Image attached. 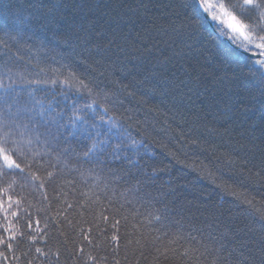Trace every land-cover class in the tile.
<instances>
[{
    "label": "trees",
    "instance_id": "obj_1",
    "mask_svg": "<svg viewBox=\"0 0 264 264\" xmlns=\"http://www.w3.org/2000/svg\"><path fill=\"white\" fill-rule=\"evenodd\" d=\"M51 2L66 3L65 12L75 11L74 19L87 13L103 26L102 40L93 35L81 45L91 58L69 64L62 56L69 44L80 42L67 35L50 43L45 35L51 33L35 28L37 35L29 32L30 39L0 45V75L11 68L34 76L43 68L41 76L64 79L70 69L108 91L114 102L109 114L133 137L141 138L138 129L146 133L153 155L150 178L140 176L139 185L129 184L124 164H111L112 171H86L90 165L81 169L73 159L44 188L19 181L9 188L8 181L0 180V203L8 209L7 219L0 210V236L7 239L4 228L9 225L16 232V259L0 245L9 256L0 264H240L249 252L238 240H255V249L262 235L256 210L264 211V179L256 173L264 176V97L244 77L249 67L259 69L252 62L264 57L248 56L226 42L200 10L194 16L186 7L191 0ZM48 3L0 0V13L5 4L28 8ZM76 5L88 7L82 12ZM237 14L248 15L238 9ZM10 23L0 14V39H8L4 33L11 31ZM98 43L108 46L103 59L95 52ZM233 49L248 63H238ZM249 51L260 52L254 46ZM37 95L45 102L51 99V92ZM79 103L90 100L84 95ZM130 186L139 192L130 193ZM254 255L259 264V253Z\"/></svg>",
    "mask_w": 264,
    "mask_h": 264
},
{
    "label": "snow or ice",
    "instance_id": "obj_2",
    "mask_svg": "<svg viewBox=\"0 0 264 264\" xmlns=\"http://www.w3.org/2000/svg\"><path fill=\"white\" fill-rule=\"evenodd\" d=\"M85 7L88 6L76 5L74 9L79 8L83 12ZM186 7L192 9L194 16H199L197 10H200L210 17L211 21L215 22L219 34L236 44L237 48L247 52L254 46L260 50L261 56H264V0H240L235 4L226 3L225 0H191ZM66 8H68L66 3L57 4L52 3L51 0L48 4L29 5L28 8L23 5L5 4L0 14L11 21L7 25L11 31H5L4 35L8 39H0V45L8 48V40L19 43L20 38L30 39L31 36L37 35L36 31H32L35 28L45 34L51 33L50 37L45 35L50 43L58 37L71 35L80 43L69 44L62 59L71 64L76 62V58H80L79 62L86 64L92 52L81 48V45L87 43L93 35L102 40L103 26L95 17H89L87 13L79 20L74 19L75 11L66 13ZM237 9L240 13L248 15L241 17L237 14ZM25 12L27 15H24ZM246 19L254 23H246ZM29 32L31 36L28 35ZM112 43L113 41H109L108 46ZM108 46L102 48L99 43L96 45L95 52L101 59L104 58ZM86 51L87 57L84 56ZM232 54L238 63L241 61L248 63V57L243 56L239 51L233 49ZM94 62L99 63V61ZM252 63L259 65V69L249 67L244 79L250 78L252 88L264 97V59H257ZM61 67L67 68L68 65ZM44 72L45 69L40 68L34 76L31 74L26 76L23 72L13 73L12 69L8 68L0 75V180L8 181L9 188L18 181L22 186L33 184L44 188L46 183L57 178L61 165L67 167V162L73 159L81 169L85 164L90 165L91 167L86 171L109 167L111 164H124L127 170L121 169V171H125L128 177L125 183L129 184L134 181L139 185L140 176L150 178L147 169L151 167L149 161L153 159V155L149 152V144L143 138L146 133H141L138 129L137 136L141 138L133 137L128 127L109 114L114 106L110 93L99 85H90L70 69L64 79H59L55 75L45 78L41 76ZM58 86L59 92L56 91ZM38 92H51V99L45 102L37 95ZM84 95L88 97L90 103H79ZM58 96L62 99H57ZM261 127L264 129V121H261ZM132 169L136 171L133 172ZM109 170L112 171L110 167ZM155 174L156 169L151 168V175ZM256 175L264 179L260 172ZM128 191L136 194L139 188L134 190L130 186ZM15 203L19 205V201ZM245 203L251 204L252 201L247 200ZM11 205L12 200L9 197V207ZM0 210L5 212L7 219L8 209L3 208L2 203ZM256 211L259 212L261 220L262 235L258 242L259 247L254 249L251 246L257 243L255 240H252L251 244L238 240L241 248L247 247L249 252L240 264H255L254 252L259 253V264H264V211L260 209ZM12 215L15 216L16 213L13 212ZM156 219L159 220L160 217L157 216ZM113 227L116 225L114 224ZM4 231L9 232L10 235L7 239L0 236V245L7 252L13 253V259H16L12 243L16 241V232L11 225L5 227ZM251 231L249 229V232ZM20 235L24 234L20 233ZM28 238L33 241L36 239L35 236ZM192 239L195 240V237ZM112 240L116 241L117 237L113 236ZM203 247L204 252H208V244H204ZM6 251H0V261L9 260ZM35 251L41 253L40 248H36ZM79 251L83 252V249ZM89 259L95 260V257L89 256Z\"/></svg>",
    "mask_w": 264,
    "mask_h": 264
},
{
    "label": "water",
    "instance_id": "obj_3",
    "mask_svg": "<svg viewBox=\"0 0 264 264\" xmlns=\"http://www.w3.org/2000/svg\"><path fill=\"white\" fill-rule=\"evenodd\" d=\"M202 12V11H201ZM203 15L205 16L207 22L209 23L210 27L213 29V31L217 32L219 34V32L215 29V27L213 26V21H211L210 17H207L206 14L203 13ZM220 35V34H219ZM221 36V35H220ZM222 37V36H221ZM226 42H228L229 44H231L233 47H235L236 49H238L239 51L243 52L244 54L251 56V57H264L261 56L260 52H253V51H247L244 52L243 49H239L237 48L236 44H233L231 41L227 40L225 37H222Z\"/></svg>",
    "mask_w": 264,
    "mask_h": 264
}]
</instances>
